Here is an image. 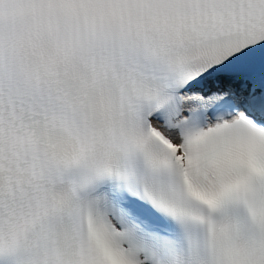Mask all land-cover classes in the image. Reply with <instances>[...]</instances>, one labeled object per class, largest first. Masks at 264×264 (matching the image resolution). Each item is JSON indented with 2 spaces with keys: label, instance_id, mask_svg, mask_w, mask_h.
Here are the masks:
<instances>
[{
  "label": "snow or ice",
  "instance_id": "obj_1",
  "mask_svg": "<svg viewBox=\"0 0 264 264\" xmlns=\"http://www.w3.org/2000/svg\"><path fill=\"white\" fill-rule=\"evenodd\" d=\"M0 264H264V0H0Z\"/></svg>",
  "mask_w": 264,
  "mask_h": 264
}]
</instances>
